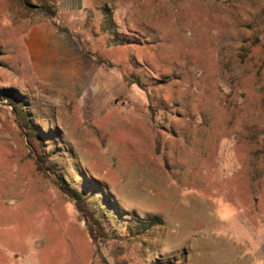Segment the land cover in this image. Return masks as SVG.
Listing matches in <instances>:
<instances>
[{
    "label": "rangeland",
    "instance_id": "1",
    "mask_svg": "<svg viewBox=\"0 0 264 264\" xmlns=\"http://www.w3.org/2000/svg\"><path fill=\"white\" fill-rule=\"evenodd\" d=\"M0 264H264V0H0Z\"/></svg>",
    "mask_w": 264,
    "mask_h": 264
},
{
    "label": "trees",
    "instance_id": "2",
    "mask_svg": "<svg viewBox=\"0 0 264 264\" xmlns=\"http://www.w3.org/2000/svg\"><path fill=\"white\" fill-rule=\"evenodd\" d=\"M46 13L50 18L54 17V12L46 10ZM5 96L14 101L17 100L15 95L11 93V90H5ZM11 104L17 103L12 101ZM40 169H43V167L40 166ZM47 170H50L54 174L55 182L57 186L61 189V191L67 194L72 200L75 201L78 212L85 220L86 227L91 239L94 242L106 239L108 233L105 229L104 222L101 217L97 214V211L90 207L85 197L81 193L77 192L75 189L72 188L70 182L62 173H58L57 171H55L54 166L49 167V169Z\"/></svg>",
    "mask_w": 264,
    "mask_h": 264
},
{
    "label": "crops",
    "instance_id": "3",
    "mask_svg": "<svg viewBox=\"0 0 264 264\" xmlns=\"http://www.w3.org/2000/svg\"><path fill=\"white\" fill-rule=\"evenodd\" d=\"M31 35H39V38H42V39H46L48 37V35H60V34H56V33H49L47 32L46 30L44 29H34L31 33Z\"/></svg>",
    "mask_w": 264,
    "mask_h": 264
}]
</instances>
